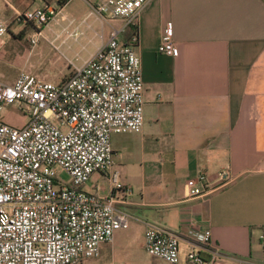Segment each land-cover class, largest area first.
Returning <instances> with one entry per match:
<instances>
[{
    "label": "crops",
    "instance_id": "0c3cea01",
    "mask_svg": "<svg viewBox=\"0 0 264 264\" xmlns=\"http://www.w3.org/2000/svg\"><path fill=\"white\" fill-rule=\"evenodd\" d=\"M52 20L60 27L54 38L62 41L83 25L107 27L106 36L89 38L92 47L80 63L69 60V71L109 38L111 28L124 25L121 18L100 22L84 0L66 1ZM30 26L26 35L35 28ZM168 32L175 56L157 49ZM14 34L7 32L0 48L5 83L20 69L34 68L32 46L15 60ZM133 34L144 83V123L139 132L111 135L112 167L94 172L83 185L107 196L108 174L117 172L131 188L120 204L129 226L102 242L97 256L78 264H172L146 252L145 221L178 234L180 264H186L191 230L207 226L222 254L219 264L259 262L264 254V0H150L137 26L126 27L119 39L130 43ZM42 36L49 38L46 32ZM223 169L232 178L219 185L217 173ZM199 172L217 187L190 197L186 180Z\"/></svg>",
    "mask_w": 264,
    "mask_h": 264
},
{
    "label": "built area",
    "instance_id": "2783aa9c",
    "mask_svg": "<svg viewBox=\"0 0 264 264\" xmlns=\"http://www.w3.org/2000/svg\"><path fill=\"white\" fill-rule=\"evenodd\" d=\"M66 1L51 0L17 12L15 20L46 25ZM84 1L100 22L121 18L124 25L111 28L109 38L58 82L24 68L13 82L0 80V264H78L97 256L102 242H111L116 230L129 226L130 216L120 204L131 188L117 172L108 174L107 196L87 192L83 185L94 172L112 167L113 133L142 129L144 83L141 59L133 47L137 35L130 43L121 42L119 35L137 26L150 0ZM7 32V22L0 17V48ZM39 35L41 29L27 35L32 47ZM157 49L176 55L170 32ZM15 103L27 115L19 127L4 120L6 108ZM58 168L70 176L68 183L58 180ZM217 177L219 185L232 178L227 169ZM186 187L190 197H197L217 186L199 172L186 180ZM144 223L146 252L180 264L178 234ZM191 234L185 263L219 264L222 254L212 243L210 227H195ZM254 264H264V254Z\"/></svg>",
    "mask_w": 264,
    "mask_h": 264
},
{
    "label": "rangeland",
    "instance_id": "374dc122",
    "mask_svg": "<svg viewBox=\"0 0 264 264\" xmlns=\"http://www.w3.org/2000/svg\"><path fill=\"white\" fill-rule=\"evenodd\" d=\"M42 3V0H38L35 3H31V0H0V16L7 22L8 34L15 32L13 36L11 35V38H14L16 42L14 52L16 61L20 59L21 54H27L31 49L32 45L27 40L26 34L32 27L28 22L15 20V14L26 9H34L38 4ZM35 24H33L35 28L32 32L41 29L43 33L46 32L49 38L41 35L37 37V41L33 46L34 55L31 58V62L34 64V68L31 73L52 82L60 81L71 72L67 68L70 63L69 60L80 63L84 59L92 47V44L88 41L89 38L97 40L101 33L105 36L108 34L106 31L107 27L102 28L99 23H94L93 26L86 27V25H83L78 29V39L75 36H70L62 41L61 37L54 38L56 31L60 28L55 20L46 25ZM25 70L29 71L27 68ZM4 114V120L13 126H22L27 121L26 113L19 110L16 103L7 107ZM57 178L62 183L70 181V176L59 168L57 169Z\"/></svg>",
    "mask_w": 264,
    "mask_h": 264
},
{
    "label": "trees",
    "instance_id": "16d2710c",
    "mask_svg": "<svg viewBox=\"0 0 264 264\" xmlns=\"http://www.w3.org/2000/svg\"><path fill=\"white\" fill-rule=\"evenodd\" d=\"M63 79V78H62Z\"/></svg>",
    "mask_w": 264,
    "mask_h": 264
}]
</instances>
